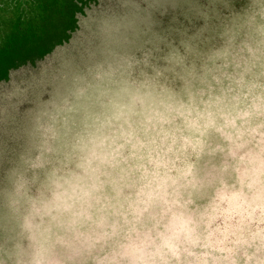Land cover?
Instances as JSON below:
<instances>
[{"label":"clouds","instance_id":"1","mask_svg":"<svg viewBox=\"0 0 264 264\" xmlns=\"http://www.w3.org/2000/svg\"><path fill=\"white\" fill-rule=\"evenodd\" d=\"M0 264H264V0H0Z\"/></svg>","mask_w":264,"mask_h":264},{"label":"rangeland","instance_id":"2","mask_svg":"<svg viewBox=\"0 0 264 264\" xmlns=\"http://www.w3.org/2000/svg\"><path fill=\"white\" fill-rule=\"evenodd\" d=\"M40 43H41V41H40V40H38V41H37V44L39 45Z\"/></svg>","mask_w":264,"mask_h":264}]
</instances>
